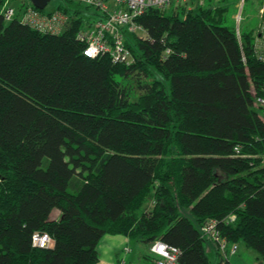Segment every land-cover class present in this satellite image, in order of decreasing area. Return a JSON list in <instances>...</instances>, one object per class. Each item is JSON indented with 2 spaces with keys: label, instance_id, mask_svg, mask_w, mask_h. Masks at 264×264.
Masks as SVG:
<instances>
[{
  "label": "trees",
  "instance_id": "1",
  "mask_svg": "<svg viewBox=\"0 0 264 264\" xmlns=\"http://www.w3.org/2000/svg\"><path fill=\"white\" fill-rule=\"evenodd\" d=\"M225 10L148 9L131 63L86 56L80 19L50 34L0 16V264H94L107 233L174 245L178 264H231L217 243L218 260L208 255L211 219L264 264V121L251 93L264 96V61L255 29L239 38Z\"/></svg>",
  "mask_w": 264,
  "mask_h": 264
},
{
  "label": "built area",
  "instance_id": "2",
  "mask_svg": "<svg viewBox=\"0 0 264 264\" xmlns=\"http://www.w3.org/2000/svg\"><path fill=\"white\" fill-rule=\"evenodd\" d=\"M50 1L40 8L31 0H21L20 5H15L12 0H0V16L4 21L17 19L33 29L50 34L62 33L72 21L80 19L77 37L85 42L83 53L91 58L108 55L116 63L133 62L129 37L136 34L147 38V32L138 19L148 9L192 8L190 0H58L55 6L46 10ZM237 34L240 38L239 25ZM253 50L258 59L264 61V0L260 8V22L254 33ZM165 51L168 53L170 49ZM251 93L254 109L264 121V96H258L253 86ZM234 217L231 215L230 220ZM216 224V220L211 219L202 225L201 230L206 237L217 243L220 255L229 259L230 254L237 252L238 245L223 237ZM32 241L34 245L45 247L50 244L51 237L45 232H35ZM130 250L129 247L124 248L118 264H128L125 255ZM179 252L178 247L158 240L149 246L146 261L130 264H178Z\"/></svg>",
  "mask_w": 264,
  "mask_h": 264
},
{
  "label": "rangeland",
  "instance_id": "3",
  "mask_svg": "<svg viewBox=\"0 0 264 264\" xmlns=\"http://www.w3.org/2000/svg\"><path fill=\"white\" fill-rule=\"evenodd\" d=\"M15 5H20L21 0H12ZM58 0H51L46 10L51 9L57 4ZM210 6L222 5L226 6L224 12L225 23L230 26L239 25L240 28L244 30L257 29L260 22V8L262 6V0H212ZM208 6V5H207ZM238 16L240 18H238ZM58 209H54L52 216L58 213ZM215 242L208 238L206 242V249L210 259L213 263L218 260L215 253ZM133 251L131 252V257L133 262L136 260H147L146 254H149V246L143 242L132 240ZM259 259H261L259 253L246 246L243 242L238 243V250L234 254L229 255V261L231 264H256Z\"/></svg>",
  "mask_w": 264,
  "mask_h": 264
},
{
  "label": "crops",
  "instance_id": "4",
  "mask_svg": "<svg viewBox=\"0 0 264 264\" xmlns=\"http://www.w3.org/2000/svg\"><path fill=\"white\" fill-rule=\"evenodd\" d=\"M212 0H190V4L192 6L197 4L202 5H211ZM59 213H56L55 216H57ZM132 240L128 236L124 234H105L100 242L97 245L98 249V260L94 264H118V261L120 257L124 254V248L129 247L131 250L125 255L127 263H142L145 260H136V262H133L135 260L131 257V252L133 251L132 247Z\"/></svg>",
  "mask_w": 264,
  "mask_h": 264
},
{
  "label": "water",
  "instance_id": "5",
  "mask_svg": "<svg viewBox=\"0 0 264 264\" xmlns=\"http://www.w3.org/2000/svg\"><path fill=\"white\" fill-rule=\"evenodd\" d=\"M36 6L43 8L49 0H31Z\"/></svg>",
  "mask_w": 264,
  "mask_h": 264
}]
</instances>
